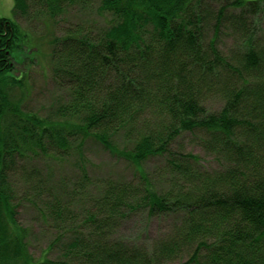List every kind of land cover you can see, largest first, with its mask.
Segmentation results:
<instances>
[{
	"label": "trees",
	"instance_id": "obj_1",
	"mask_svg": "<svg viewBox=\"0 0 264 264\" xmlns=\"http://www.w3.org/2000/svg\"><path fill=\"white\" fill-rule=\"evenodd\" d=\"M87 1L13 0V15L57 26ZM97 11L105 26L47 36L65 94L44 117L14 94L35 43L0 19V264H264V0H99ZM224 39L232 44L221 48ZM187 138L214 165L185 153ZM88 140L130 165L137 184L93 181ZM71 157L79 178L40 201L50 173L40 160ZM153 158L164 163L159 189L143 168ZM17 186L34 196L59 261L30 255ZM135 216L144 231L154 218L168 225L146 241L120 235Z\"/></svg>",
	"mask_w": 264,
	"mask_h": 264
},
{
	"label": "rangeland",
	"instance_id": "obj_2",
	"mask_svg": "<svg viewBox=\"0 0 264 264\" xmlns=\"http://www.w3.org/2000/svg\"><path fill=\"white\" fill-rule=\"evenodd\" d=\"M99 0H88L85 5L75 6L68 10L67 15L58 18V25L52 26L48 21L44 20L39 15L34 14L31 19H15L13 15V0H0V19H8L17 21L19 26L29 33L30 39L34 41L35 48L32 51L34 62H28L22 66L16 67L15 76L21 82V86L14 89V94L20 99L22 109L27 112L36 113L42 117L49 113L51 106L55 105L64 96V92L59 86L53 82L49 69V47L47 45V36L54 34L57 37L64 36L65 32L70 29L83 27L85 24L94 23L99 27L105 26L110 20L107 16L98 15ZM232 42L230 40H221L219 45L221 48L229 47ZM37 49V51H36ZM206 106L211 110L219 108L220 104L216 101H209ZM185 153L192 154L199 158L203 167L214 165L213 159L207 156L203 150L194 142L187 138L179 142ZM84 156L86 171L93 181H100L112 177L113 179H122L127 182H135L136 174L133 168L127 163L110 156L94 141L88 140L84 144ZM41 168H48L50 173H44L41 176L43 193H41L40 201H45L48 196L56 194L55 184L63 179L66 183L75 182L79 178L76 172V161L74 157L66 159L61 164H54L44 160H40ZM150 176L152 187L154 185L159 189L160 185L164 184V179L161 173L164 171L163 161L153 158L143 166ZM14 182H21L18 178H14ZM69 182V183H70ZM68 183V184H69ZM18 192V200L16 204L17 221L25 228L31 229L32 234L29 236L28 250L34 260L40 259L42 256H47L51 260L59 261L60 249L52 248L47 253V246L53 240L52 232L44 226L37 213V209L32 205L34 196L27 197L24 195L23 187H16ZM22 192V193H21ZM39 200V199H37ZM69 201V199H66ZM141 218V217H140ZM138 216L132 217L120 231V235H126L128 238L138 239L137 236H142V240L152 239L157 235L161 228L168 225L162 219L154 218L147 222L144 231L145 222ZM144 231V232H143ZM179 261L168 264H178Z\"/></svg>",
	"mask_w": 264,
	"mask_h": 264
}]
</instances>
